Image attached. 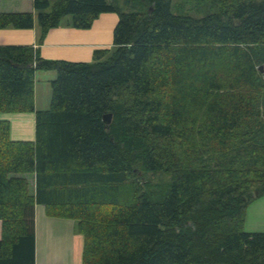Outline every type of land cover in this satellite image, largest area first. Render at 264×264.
Here are the masks:
<instances>
[{
	"label": "trees",
	"instance_id": "trees-1",
	"mask_svg": "<svg viewBox=\"0 0 264 264\" xmlns=\"http://www.w3.org/2000/svg\"><path fill=\"white\" fill-rule=\"evenodd\" d=\"M229 1L197 16L174 0H34L39 43L66 16L119 21L90 62L0 46V113L35 112L34 140L0 119V264H36L37 204L76 221L84 264H264V232L245 229L264 195V0ZM10 26L33 13L0 12ZM38 70L55 72L48 108Z\"/></svg>",
	"mask_w": 264,
	"mask_h": 264
},
{
	"label": "crops",
	"instance_id": "crops-1",
	"mask_svg": "<svg viewBox=\"0 0 264 264\" xmlns=\"http://www.w3.org/2000/svg\"><path fill=\"white\" fill-rule=\"evenodd\" d=\"M0 12H30L34 16L32 28L11 26L0 28V46L31 45L39 47V54L43 58L89 62L93 60L96 49L113 46V34L117 25L115 12L100 14L87 29L73 27L70 25L71 18L63 17L61 25L49 29L42 43H39L41 29L34 0H0ZM45 74H48L50 80L55 77L53 71L36 72L35 104L38 109L46 105V94L49 91L48 87L41 85ZM5 116L0 119L10 120L13 139L23 136H30V139H33L32 114L6 113ZM22 123L23 126L20 127ZM28 179L30 191L35 192L34 175H28ZM75 224L76 221L73 219L48 216L44 205L37 204L36 264H84L82 258L84 239L75 231ZM1 225L0 221V237ZM245 229L249 232H264V195L252 201L247 207Z\"/></svg>",
	"mask_w": 264,
	"mask_h": 264
},
{
	"label": "rangeland",
	"instance_id": "rangeland-1",
	"mask_svg": "<svg viewBox=\"0 0 264 264\" xmlns=\"http://www.w3.org/2000/svg\"><path fill=\"white\" fill-rule=\"evenodd\" d=\"M55 1L56 0H50L51 4H53ZM124 1L125 0H118V3L125 10H127V8L124 6ZM236 1L238 2V0H236ZM234 4H235L234 1H232V3H230L229 0H174V8L177 11H179L181 13H186V14H190V15H197V16L206 14L210 11H213L214 9L216 10L218 8H223V6H225L226 9H230V8H232V5H234ZM114 14L117 17V22H116V24H117L119 21L118 20L119 15L117 13H114ZM67 17L70 18V16H66L65 18H67ZM82 62H89V61H82ZM42 82H43V84H41V85H45L46 87H48V90H49L48 94H46V105L43 106L44 108H48L50 106L51 94H52L51 83H50V79H48V74L43 75ZM22 113H24L26 115L32 114V116H33V139H30V136H23V137H19L17 139L34 140L35 139V112H22ZM5 114L6 113H0V118L6 117ZM22 126H23V123L20 125V127H22ZM14 138H16V137H14ZM75 226H76V224H75ZM75 231H76V227H75ZM69 237L71 238V236H69ZM55 256H57V255H55ZM56 258H57V260H59L58 257H56Z\"/></svg>",
	"mask_w": 264,
	"mask_h": 264
},
{
	"label": "water",
	"instance_id": "water-1",
	"mask_svg": "<svg viewBox=\"0 0 264 264\" xmlns=\"http://www.w3.org/2000/svg\"><path fill=\"white\" fill-rule=\"evenodd\" d=\"M260 70H261V71H264V66H260ZM110 119H111V114H110V113L104 115V120H105L106 122H110Z\"/></svg>",
	"mask_w": 264,
	"mask_h": 264
}]
</instances>
